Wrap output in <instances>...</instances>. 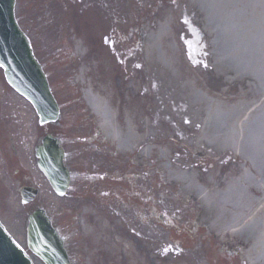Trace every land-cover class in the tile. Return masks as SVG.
Listing matches in <instances>:
<instances>
[{
  "label": "rangeland",
  "instance_id": "obj_1",
  "mask_svg": "<svg viewBox=\"0 0 264 264\" xmlns=\"http://www.w3.org/2000/svg\"><path fill=\"white\" fill-rule=\"evenodd\" d=\"M136 1L142 0H18L17 5V17L20 24L28 33L38 57L45 62L55 94L63 110L61 135L65 138L68 163L70 166L84 171L80 175L83 181L93 176L92 171L96 166L112 172L114 174L113 181L118 183L121 181L119 192L108 185L111 193H109L107 201L99 202V204L103 205V208L112 205L111 207L120 211L119 214L124 213L125 222L119 223L120 226H117L118 222L110 224L113 219L112 211L96 210L90 207L88 191H83L86 186L80 190L81 201L77 203L75 194L79 191L76 192L75 188L72 193L62 199L57 197L45 178L41 183L42 174L40 172L35 169L32 174L36 183L39 178V188L45 208L66 238L67 244L70 248L72 247L74 264H123L122 253L125 247L128 248L127 255L130 260L127 264H200L204 261V252L207 253L211 261L216 258H225L222 253L219 254L218 245L213 244L212 246L205 242L210 239L198 241L192 247L189 246V241L183 244L184 234L171 226H166L165 221L161 220V216L166 214L163 207H166L169 209V216L174 213L178 218H181L178 221L180 230L183 226L187 227L191 223L190 221L183 223V213L181 212L183 202L180 199L175 200L170 193V188H176L166 180V177H163L166 174L163 170L164 166L161 161L158 162L156 153L148 159L140 158L138 154L128 156L117 154L114 147L112 150L107 143L100 141L102 137L95 138L89 122L93 116H90V110L83 101L81 102L84 104H82L84 109L79 103L81 100L80 88L84 85H80L79 80L82 78L91 84L96 92L101 90V93L104 94L101 98L105 100V106L110 108L108 110L119 135L123 133L125 137L128 134H124V131H131L129 127L124 129L125 116L130 114L138 126L142 127L141 120L146 119L148 125L155 126L162 135L166 137L168 134L169 139L175 140L173 130H176V115L173 117L168 114V119L161 116L159 122L155 123V119L142 109L132 113V110L138 108L144 101L142 98L139 101L134 100V90L139 93V90L143 89L147 97L162 90L161 85L153 84L148 80V75L151 76L149 74L150 63L143 56L142 48L134 44L135 38L145 35V23V28L152 29H156L158 24L155 23L154 18L149 24L145 22L143 18L144 5L141 4L139 7L140 2L135 3ZM147 1L149 4L150 0ZM151 1H156L157 18L161 17L160 21L162 22L169 17L173 26L177 27L178 37L176 38L172 31L164 45L167 48L172 45L176 46L178 58L184 65L189 66L188 73L191 77L196 80L197 78L201 79L204 86L215 92L224 89L227 91L228 97H236L242 87H246L248 83L239 82L234 86L227 87L214 78L212 38L202 32L203 15L199 14L198 9L192 5V1ZM169 1H174V4ZM167 3L174 6L171 8ZM91 15L93 18L90 17ZM249 17L254 21L259 19L258 16L251 17L249 15ZM89 28H94L97 33L95 41H91ZM132 28L138 29V32L132 35L130 41H125ZM120 31L125 34L122 35L123 41L117 42L116 39ZM198 32L201 38L198 36ZM85 33L88 35V39L84 36ZM217 33L220 34V31L217 30ZM237 34L243 45L246 46L249 43V31L245 33L237 30ZM79 38L82 41H78ZM75 45H77V50L74 48ZM188 48L191 54H189ZM242 57L244 58V56ZM108 67H111V77L107 74ZM75 79L78 80V83L75 82ZM3 90L10 95L8 88ZM156 98L159 99L155 95L152 102H155ZM3 101L13 107L15 102H20L17 96L5 98ZM22 104L21 107L31 108L27 102ZM30 108L29 110H31ZM179 109L183 112V107H179ZM206 118L207 116H203L199 122L190 125L186 123V126H183L184 123L180 121L182 125L180 130L178 129L180 134L181 130L189 129L190 131L186 136L188 143L184 145L189 147L188 144L194 143ZM132 128L136 131L140 130ZM174 146L175 149H181L178 145ZM103 148L104 151L101 153ZM88 149L89 153L86 152ZM156 150L158 151V149ZM184 152L189 157L192 154L191 160L197 164L200 173L210 171V161L205 158V155L210 152L206 150L204 156H197V151L191 148H187ZM170 157L173 158V156ZM175 158L182 160L181 157L178 158V155ZM92 167L94 168L91 170ZM146 169L151 171L145 172ZM157 172L161 175L159 178L151 175ZM115 174H119L121 178ZM152 176L155 178L153 181L158 184L157 190H160L162 197L160 201H167L162 203V206L157 204L158 191L156 194L154 188L152 191L142 189L144 183L148 189L147 178L152 179ZM139 194H142L145 199L138 196ZM177 195L180 196V193ZM150 198H152V207L149 206ZM103 203H108V205ZM0 204V217L8 224L9 229L19 241L25 245V209L27 208L21 206L16 194L0 195ZM154 206H157V210ZM90 214L101 216L106 221L102 224L97 221V224H94L89 219ZM79 217H82L84 223L82 227ZM190 226L195 228L192 224ZM102 227L108 228L109 232L103 235ZM119 229H121L120 233ZM167 230L170 233H166ZM158 236L162 238V242L154 244L153 240ZM118 237L122 239V242ZM111 250L115 252L110 253ZM105 253L107 255L110 253L114 259L109 257L107 262ZM35 262L42 264L36 258ZM208 263L210 264V262Z\"/></svg>",
  "mask_w": 264,
  "mask_h": 264
},
{
  "label": "bare ground",
  "instance_id": "obj_2",
  "mask_svg": "<svg viewBox=\"0 0 264 264\" xmlns=\"http://www.w3.org/2000/svg\"><path fill=\"white\" fill-rule=\"evenodd\" d=\"M191 1L203 15L205 31L212 38L214 78L227 87L248 83L246 87L241 86L236 97H228L224 89L215 92L204 86L201 79L191 77L189 66L178 58L176 46L165 47V41L176 31L168 17L156 34L149 32L145 41V58L151 66L148 80L161 85L162 90L151 97H147L143 89L139 93L134 90V100L142 98L144 101L132 113L142 109L155 123L161 116L168 119V114L176 115L173 132L177 141L169 139L168 134L162 135L155 126L148 125L146 119L141 120L142 127L138 126L130 114L125 116L124 129L129 127L131 131H124L128 134L125 137L123 133L119 135L110 108L101 98L104 95L101 90L87 92L86 105L98 116L104 134L121 154H139L140 158L148 159L156 153L158 162L164 163L163 170L170 184L182 191L188 211L199 228L211 221L218 241L246 248L249 264H264V0ZM249 15L259 19L254 21ZM88 30L91 41H95L96 31ZM237 30L249 31L246 46ZM84 36L88 39L86 33ZM111 73L109 69L107 74L111 76ZM155 95L159 99L152 102ZM179 107H183V112ZM203 116L207 118L200 134L196 135L199 139L187 147L184 144L188 143L186 136L190 131L181 130L180 134L181 122L183 126L190 125ZM131 123L140 130H134ZM150 145L163 148L157 151ZM174 145L181 149H175ZM187 148L197 151L198 156H204L206 150L210 152L205 158L212 163V169L200 173L191 160L192 154L190 157L185 154ZM176 155L182 160H177ZM225 158L231 159L232 164L226 163ZM102 231L104 235L109 229L102 227ZM118 239L122 242L120 237ZM153 242L161 243L162 238L158 236ZM110 253H105L107 262ZM127 254L125 247L123 264L130 261Z\"/></svg>",
  "mask_w": 264,
  "mask_h": 264
},
{
  "label": "water",
  "instance_id": "obj_3",
  "mask_svg": "<svg viewBox=\"0 0 264 264\" xmlns=\"http://www.w3.org/2000/svg\"><path fill=\"white\" fill-rule=\"evenodd\" d=\"M15 0H0V39L4 44H9L6 48L7 55L0 53V64L7 69V74L11 81L22 76L28 83H36V90L32 93L22 90L21 85L18 88L26 95H29L39 104L36 107L39 113L45 116L46 122L56 120L59 109L51 94L45 75L42 73L40 66L35 61L29 41L21 32L14 15ZM1 42V41H0ZM11 43V44H10ZM18 50L19 53H18ZM1 51V43H0ZM27 61V65L22 68L23 59ZM19 59V61H18ZM27 66L28 69H27ZM9 80V81H10ZM10 81V82H11ZM13 83V82H11ZM50 113H53L51 116ZM60 141L47 137L43 148L39 149V157H41L40 168L45 172L47 178L57 190V193L64 195L69 183L70 173L64 166V151L59 147ZM43 216L35 215L30 219L31 225L29 231L32 233L30 238L31 249L37 250L38 254L42 252L50 255L57 251L56 242L49 241L51 248L45 244H40L38 232L46 233V239H56L59 248V254L53 253L50 256H41L48 264H69L67 254L64 250L63 243L55 233H51L50 222ZM51 233V235H48ZM40 237V236H39ZM38 243V244H37ZM42 251V252H41ZM0 264H32L29 258L15 245L12 239L5 233L0 225Z\"/></svg>",
  "mask_w": 264,
  "mask_h": 264
}]
</instances>
